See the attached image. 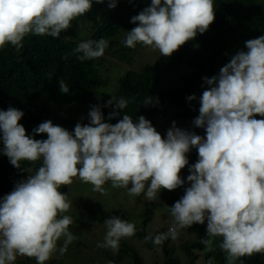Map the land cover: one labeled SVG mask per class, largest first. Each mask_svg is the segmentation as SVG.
<instances>
[{"label": "clouds", "instance_id": "1", "mask_svg": "<svg viewBox=\"0 0 264 264\" xmlns=\"http://www.w3.org/2000/svg\"><path fill=\"white\" fill-rule=\"evenodd\" d=\"M107 2L111 11L105 19L119 32L122 45L133 51L146 49L148 53L149 47L145 46H151L165 56L161 59H172L174 52L198 33L207 32L215 20L213 0ZM125 6L131 8L130 15H121L119 10ZM93 7V0H0V49L10 44L19 51L27 35H46L76 45L67 52L60 49L62 46H45L55 55L62 53L60 71L76 62H99L108 52L114 55L115 51L105 52L108 41L98 40L102 36L99 24L104 22L97 25L88 18ZM215 30L221 33L223 28ZM222 42V36L221 40L216 39L217 44ZM245 46L247 51L237 50L236 55H230V62L217 76L203 78L209 88L200 96L199 108L196 95L206 86L197 88L187 98L193 102L196 115L199 111L193 124L204 129L205 136L179 128L173 121L163 138L142 115L134 121L125 114L116 124L105 123L101 107L92 106L89 112L83 98L58 106L50 96L39 94L35 107L52 112L54 118L37 115L30 120L28 110L0 109V152L17 169L24 161H42L35 174L19 181L11 193L0 199V264H14L18 255L24 257L20 261L26 262L28 257L37 260L26 264H44L61 237L65 239L59 251H66L75 237L68 230L71 218L64 215L58 219L71 207L68 187H60L71 185L77 177L102 194L106 193L104 185L111 181L112 187L127 188L132 196L143 194L149 201L159 200L170 215L166 232L159 229L160 233L153 236L148 233L155 216L150 208L141 226H135L118 212L105 215L112 218L104 219L108 230L105 242L99 245L104 251H116L119 245L135 250L134 245L121 240L133 237L141 240L153 255L162 253V259L155 264H164L170 257L163 247L149 248L146 242L152 239L153 244L160 245L168 237L172 258L190 264L192 258L186 257L180 246L184 237L194 236L192 229L198 224L208 236L201 243L210 251L219 246L226 253L228 264L264 253V35L247 40ZM164 71L167 69L160 70V83L154 89L159 98L162 91L182 89L162 90ZM59 90L64 94L72 91L64 80L59 81ZM128 104L127 99L112 96L105 105H114L108 118L118 117L119 110H125ZM142 104L153 105L152 98L145 97ZM168 105L178 113L179 106L169 101L165 115ZM75 109L84 117L70 132L60 126V120ZM177 118L181 119L178 115ZM88 119L90 123L83 124ZM25 124L34 134H47L48 138L37 140L28 135ZM193 148L198 156L190 154ZM187 154L198 160L189 167L190 174L181 172L189 166ZM25 170L32 172L30 168ZM196 254L195 262L205 264V254ZM141 257L155 262L146 253Z\"/></svg>", "mask_w": 264, "mask_h": 264}, {"label": "trees", "instance_id": "2", "mask_svg": "<svg viewBox=\"0 0 264 264\" xmlns=\"http://www.w3.org/2000/svg\"><path fill=\"white\" fill-rule=\"evenodd\" d=\"M93 4V11L88 18L94 19L97 25L100 21L104 22L101 26L99 24L98 29L102 36L97 39H106L109 48L105 52L112 49L115 51L114 55L108 52V55L99 62L97 59L85 60L84 63L79 62V65L76 62L73 66L67 67V70L60 71L59 65L63 63L62 53L55 55L45 46L52 48L62 46L60 49L67 52L69 49L73 51L76 45L57 41L54 37L46 35L39 38L27 35L22 41L23 48L19 51L10 44L0 49V109L7 110L13 107L21 111L28 110V115L32 116L30 120L35 119L37 115H42V118L44 115V117L54 118L52 112L49 113L46 109L39 110L35 107L37 96L44 94L50 96V99L58 106H66L72 101L84 99L90 109L89 112L92 106L98 105L104 117L108 118L109 114L114 111V105L113 107L105 106L107 101L112 99V96L123 97L129 101L128 107L125 110H119L120 114L113 118V124L118 123L125 114L130 115L134 121L142 115L157 129V119L165 115L166 103L169 101L179 106L177 115L181 119L188 120L195 117L196 110L193 102L187 98L197 88L208 86L203 78L215 76L217 69L230 62V55L237 54L235 51H247L245 46L247 40L264 35L263 2L259 0H213L215 20L207 32L198 33L194 39L186 42L172 59H160L155 65H146L141 71H135L133 67L146 55V49L133 51L131 47H124L119 41V32L115 31V26L107 23L105 19L111 11L107 0L104 3H95L93 0ZM124 9L119 10L121 15L131 14L130 7L125 6ZM217 27L223 28L221 33L215 30ZM221 36L223 42L217 44L216 39L221 40ZM177 67H181L180 69L184 72L182 89L179 92L162 91L159 98V94L156 95L154 89L160 83V70H174ZM124 68L127 69L124 70ZM123 74L126 75L118 81ZM60 80H64L72 91L68 94L61 93ZM145 97H151L153 105L143 106L142 102ZM255 118L261 119L258 116ZM19 123L23 125L22 122ZM26 126L27 124L24 125L25 129ZM26 132L37 140L48 138L47 134H34L30 129H26ZM197 135L203 136L199 133ZM0 142V148H2V139ZM190 154L198 156L195 148ZM40 166H42V161L35 163L24 161L21 163V168L17 169L10 163L9 158L0 152V199L11 193L19 181L26 180ZM27 168H30L32 172H27L25 170ZM174 201L176 202L175 199ZM110 218L112 217L106 216L101 219L104 221ZM192 231L194 236L189 239L184 237L180 246L184 255L192 258L190 264H197L195 262L198 259L197 251L205 254V264H208L209 260H212L213 264H228L226 253L219 246L210 251L205 244L201 243V240L208 239L207 232L202 226L194 224ZM169 242L170 238L167 237L160 245H155L152 239H149L146 246L149 248L163 247L170 257L164 264H182L180 259L172 258ZM144 258L136 256L135 264H155L157 262H151V260L149 262ZM31 262H37L36 258L28 257L26 262L16 259L14 264ZM235 264H264V253L241 257L235 261Z\"/></svg>", "mask_w": 264, "mask_h": 264}, {"label": "rangeland", "instance_id": "3", "mask_svg": "<svg viewBox=\"0 0 264 264\" xmlns=\"http://www.w3.org/2000/svg\"><path fill=\"white\" fill-rule=\"evenodd\" d=\"M148 47L149 53L145 51L146 55L134 65L133 69L135 71H141L144 65L154 64L162 57H165L160 54L159 50H154L151 46ZM178 52L179 50L174 52L171 56ZM126 69L127 68H124V70ZM220 69L221 68L217 69L215 76L219 74ZM183 73L184 72L180 68L172 71H164L161 76L162 90L182 87ZM125 75L126 74H123L118 81H120ZM119 85H115V87H119ZM208 88L209 85L203 88L202 91H199L196 95L198 108L200 107L199 98ZM198 115L199 111L197 112V115L191 119H179L177 118L176 108L172 105H168V112L165 116L158 119L156 130L163 138H166L167 130L172 127V122L175 121L177 127L195 132L196 134L201 133L205 136V130L197 128L193 124L194 119ZM83 117L84 114L82 115L81 111L75 109L72 113L70 112L62 117L60 120V126L70 132L74 131L76 126L75 123L81 121ZM104 122L113 124V119L104 117ZM88 123H90V119L84 121L83 124ZM187 157L189 160V166H186L181 172L190 174L189 167L192 164H195L198 160L194 159L190 154H187ZM185 177L186 175L182 178L185 179ZM63 186L68 187L67 200L71 207L66 213L59 214L58 219L64 215L71 218L72 223L69 225L68 230L72 233L75 239L68 244L66 251L61 254L59 249L63 247L65 239L64 237H61V239L57 241L56 250L53 252L50 259L45 261L44 264H135L136 256H143L144 253H146L148 257L155 259V261L162 259V253H156L153 255L151 250L144 247L141 240L133 237L121 239L136 247L135 250L132 251L127 250L122 245H119V248L116 251L110 248H107V251H104L102 247L99 246L105 242V236L108 230L105 221H102L101 217L114 212L126 216L135 226H141L146 218V210L150 208L155 213V216L150 227L148 226L149 235L153 236L160 233L159 229L166 232V222L170 215H168L164 208L159 204V200L149 201L143 194L140 196H132L129 194L127 188L112 187L111 181L104 185L106 188L105 194L94 191V186L92 184L85 183L78 177L73 178V183L71 185H62L60 188ZM126 251L128 252L126 253ZM61 255L62 257H60ZM23 258L24 257L22 256H17L18 260Z\"/></svg>", "mask_w": 264, "mask_h": 264}, {"label": "water", "instance_id": "4", "mask_svg": "<svg viewBox=\"0 0 264 264\" xmlns=\"http://www.w3.org/2000/svg\"><path fill=\"white\" fill-rule=\"evenodd\" d=\"M63 193H64V191H63Z\"/></svg>", "mask_w": 264, "mask_h": 264}]
</instances>
